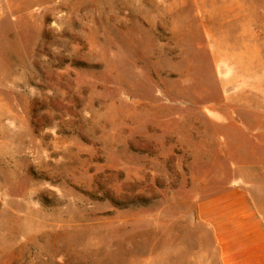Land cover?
<instances>
[{
	"label": "rangeland",
	"instance_id": "1",
	"mask_svg": "<svg viewBox=\"0 0 264 264\" xmlns=\"http://www.w3.org/2000/svg\"><path fill=\"white\" fill-rule=\"evenodd\" d=\"M263 179L264 0H0V264H203Z\"/></svg>",
	"mask_w": 264,
	"mask_h": 264
},
{
	"label": "crops",
	"instance_id": "2",
	"mask_svg": "<svg viewBox=\"0 0 264 264\" xmlns=\"http://www.w3.org/2000/svg\"><path fill=\"white\" fill-rule=\"evenodd\" d=\"M252 184L241 181L198 203V221L212 240L200 253L203 264H264V179Z\"/></svg>",
	"mask_w": 264,
	"mask_h": 264
}]
</instances>
